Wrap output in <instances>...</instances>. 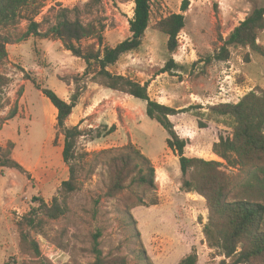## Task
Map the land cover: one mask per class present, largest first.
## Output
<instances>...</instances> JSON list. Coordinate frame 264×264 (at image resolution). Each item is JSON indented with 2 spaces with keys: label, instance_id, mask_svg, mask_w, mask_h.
<instances>
[{
  "label": "rangeland",
  "instance_id": "obj_1",
  "mask_svg": "<svg viewBox=\"0 0 264 264\" xmlns=\"http://www.w3.org/2000/svg\"><path fill=\"white\" fill-rule=\"evenodd\" d=\"M183 1L153 0L151 26L143 45L138 51L122 56L112 71L148 83L150 97H159L162 104L178 109L201 106L203 110L196 108L170 119L180 137L189 142L187 156L224 162L212 148L221 135L230 136L231 129L207 117H197L196 113H207L210 106L221 102L238 103L249 92L264 90V32H260L257 40L262 52L234 47L227 62L207 60L223 44L222 39L255 7L264 6V0H188L189 9L184 13L186 26L180 32L188 45L183 50L182 38V42L178 40L177 50L170 53L168 37L156 25L163 17L182 13ZM39 2L44 4L36 18L42 33L55 27L59 11L68 8L74 9L73 19L79 17L86 24L104 25L108 45L115 46L130 36L134 0ZM28 29L26 20L0 25V35L11 39L7 57L0 61V75L5 81L0 80V146L3 147L0 159L10 157L23 167L19 171L0 163V264H91L94 260L91 235L98 227L104 228L101 242L105 254L111 251L119 254L116 248L122 246L121 254L127 255L126 234L116 209L120 203L131 204L135 199L130 192L116 199L105 196L109 184L108 155L95 157L94 153L120 150L130 143L141 149L156 167L157 189L148 192L145 205L132 209L151 261L179 264L195 251L197 264H220L224 257L217 256L208 246L203 232L208 222L206 200L180 190L183 177L179 159L167 146V131L148 118L146 102L118 91L104 95L102 85L82 78L85 63L65 50L61 41L24 38ZM170 59L182 68L163 73ZM26 74L40 86L54 91L63 83L73 84L70 98L77 86L85 88L79 100L84 102L76 111L78 114L83 110V118L73 125L72 122L67 125L66 121V125H78L85 131L78 139L76 150L78 154L90 155L85 157L81 187L70 199V211L44 227L51 238L25 229L30 242L38 243L40 257H35L31 245L23 242L18 221L35 205L34 198L51 202L60 197L70 169L62 157L65 137L57 124V110ZM13 113L15 116L10 118ZM199 122L206 127L200 128ZM99 132L104 135L97 137ZM6 151L10 152L9 156ZM156 198L158 204H152ZM96 200H100L99 213L94 217ZM130 260L133 264L132 256Z\"/></svg>",
  "mask_w": 264,
  "mask_h": 264
},
{
  "label": "trees",
  "instance_id": "obj_2",
  "mask_svg": "<svg viewBox=\"0 0 264 264\" xmlns=\"http://www.w3.org/2000/svg\"><path fill=\"white\" fill-rule=\"evenodd\" d=\"M134 3L130 36L115 46L105 43L104 25L96 22L86 24L79 17L73 19L71 14L74 9H61L57 25L42 33L36 19L44 8L39 0H0V25H14L19 20L28 21L29 29L24 38L34 36L61 41L65 50L85 63L82 78H90L94 83L146 102L148 118L155 120L167 131V146L179 159L183 177L180 190L186 194H197L206 200L208 222L204 225L203 232L208 246L217 256L224 257L220 264H264V90L251 91L238 103H219L210 106L207 113H196L197 117H207L231 129V135H221L212 148L216 157L224 162L187 156L185 150L189 142L180 137L170 118L196 108L203 110L202 107L178 109L162 104L150 97L148 83L142 84L129 76L112 71L122 56L141 48L151 26L153 0H134ZM189 5L190 2L184 0L182 13L163 17L156 25V29L168 37L170 53L178 48V36L186 26L184 13ZM260 32H264V6L255 7L226 39H222L223 44L207 61H229L231 49L234 47H248L262 52V47L257 44ZM10 43L9 37L0 35V61L7 57V45ZM181 68L170 59L163 73ZM26 76L57 110V124L65 137L62 157L70 169L69 178L62 184L60 197L51 202L34 198L35 205L18 221L23 242L31 245L35 257H40L38 243L30 242L25 229L29 228L51 238L44 227L70 211V199L80 190V173L85 168V157L90 155L78 154L76 150L78 139L85 135V131L78 125H66L85 88L80 89L77 86L75 93L67 101L53 89L40 86L35 78L28 74ZM1 79L5 82L0 75ZM78 81L76 79V84ZM14 116L15 113L10 118ZM199 126L206 127L201 122ZM113 130L111 128V132ZM103 135L99 132L97 137ZM0 151H3L1 146ZM6 152L9 156L10 152ZM94 155H108L109 184L105 196L116 199L123 193L130 192L135 200L131 204L122 202L116 209L120 226L125 230L128 254H121L122 246L116 248L119 254L112 251L105 254L101 242L104 228L98 227L91 235V253L94 257L91 264H131L130 256L133 264H154L142 243L132 209L145 205L148 192L157 189L155 165L133 143L120 150L108 149ZM7 158L4 161L0 159L2 166L23 171L18 162ZM99 203L100 200L94 202V217L98 216ZM152 204L157 205L158 198ZM197 263L198 255L193 251L179 264Z\"/></svg>",
  "mask_w": 264,
  "mask_h": 264
},
{
  "label": "crops",
  "instance_id": "obj_3",
  "mask_svg": "<svg viewBox=\"0 0 264 264\" xmlns=\"http://www.w3.org/2000/svg\"><path fill=\"white\" fill-rule=\"evenodd\" d=\"M156 80H153V82H155ZM144 83V82H143ZM72 85L73 84H70L69 86L68 85H66V84H64L63 83V86H61L58 90H56V92H57V94L61 97V98H63L64 100H67V101H69V99H70V92L72 91L71 89H72ZM90 88V87H89ZM101 91H102V93L104 94V95H110L111 93H113V92H115L114 90H111V89H109V88H106V87H102L101 86ZM87 91V90H86ZM90 92V91H89ZM88 92V93H89ZM87 93V92H86ZM129 96V95H128ZM130 97H132V96H130ZM153 99H155V100H157L158 102H160V103H162V101H160V99H159V97H154ZM84 102V100L82 99L80 102H79V104H77V106L74 108V110H73V113L71 114V116L68 118V120H67V125H69L71 122V124L73 125V124H78L79 122H80V120H81V118H83V117H81V114H82V111L80 112V113H76V111H77V109L80 107V105L82 104ZM77 120V121H76ZM70 122V123H69ZM170 150V149H169ZM198 157V156H197ZM199 158H202V157H199ZM187 194H191V193H187Z\"/></svg>",
  "mask_w": 264,
  "mask_h": 264
},
{
  "label": "built area",
  "instance_id": "obj_4",
  "mask_svg": "<svg viewBox=\"0 0 264 264\" xmlns=\"http://www.w3.org/2000/svg\"><path fill=\"white\" fill-rule=\"evenodd\" d=\"M182 38H184L185 44L182 45L181 47H183V50H185V48H186V46L188 45V43H187V41H186V38L179 34V36H178V40L182 42ZM221 103H224V102H221ZM217 104H219V103H217ZM213 105H215V104H213Z\"/></svg>",
  "mask_w": 264,
  "mask_h": 264
}]
</instances>
